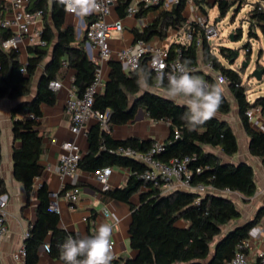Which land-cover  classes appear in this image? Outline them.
I'll return each instance as SVG.
<instances>
[{
	"label": "trees",
	"instance_id": "obj_1",
	"mask_svg": "<svg viewBox=\"0 0 264 264\" xmlns=\"http://www.w3.org/2000/svg\"><path fill=\"white\" fill-rule=\"evenodd\" d=\"M133 1L117 0L115 10L119 17L126 15ZM194 1L205 12L207 0ZM246 3V0H214L213 6H217L218 17L222 18L231 8H234V15L237 14ZM136 4L137 17L148 11L156 15L142 28L131 29L133 41L149 40L153 36L163 39L168 29L178 30L187 23L184 15L186 0H179L169 9L145 0H139ZM25 6L30 11L42 10L41 38L45 44L28 45L27 59L21 62L18 49L2 47L1 40L9 37L11 31L0 28V98L28 99L11 110L12 133L19 142L13 145L11 157L13 175L29 194L34 179L43 171L39 161L44 150L43 135L38 129L41 105H54L57 99L56 91L48 85L49 81L57 79L63 66L71 68L74 71L72 85L76 93L82 95L94 78L96 63L86 51L84 29L77 36L76 27L66 22V11L59 0H28ZM247 17L248 37L258 36V30L264 38V0H255ZM83 19L87 24L92 16ZM190 24L196 25L193 21ZM196 30L202 36L201 44L197 45L195 39L185 44L172 41L168 48L169 57L179 52L181 61L188 62L186 67L191 74L201 77L208 84L222 86L215 81L213 73L202 68L206 62H212L213 68L226 76L227 88L249 137V152L264 162V130L253 128L245 115L246 108L252 105H259L264 115V95L250 101L240 71L232 66L237 50L220 45L214 52L197 25ZM241 36V29L233 33L234 40ZM108 67V76L103 88L95 94L92 107L99 111L109 108L110 131L114 125L133 121L139 107L153 120L169 121V134L157 158L168 162L174 157L195 154V159L188 163L192 170L190 182L212 188L203 194L183 188L162 192L159 187L140 177L144 169L142 162L117 152L120 146L146 151L153 140L136 136L116 139L97 122L92 124L86 131L87 149L78 161V170L95 172L105 166L128 170L123 186L101 191L103 199L126 202L131 207L129 245L136 253L133 257L114 258L111 264H225L237 250L246 252V248H240V244L248 237L250 227L264 216V202L252 220L242 225L235 223L240 211L231 196L221 191L228 188L248 201L255 194L256 184L253 167L249 163L234 164L224 161L219 155L230 157L237 152V138L231 125L214 115L203 125L189 130L183 118L187 108L182 104V98L169 99L156 89L154 84L161 81L148 69L146 59L141 61L137 70L131 72H125L114 59L108 61ZM21 68H24V72H21ZM167 83L164 79L161 85L166 89ZM230 109V102L222 90V103L217 113L224 115ZM16 113L20 115L15 116ZM176 131L178 136L175 137ZM198 166L201 167L200 171L195 170ZM5 192L6 187L0 176V195ZM48 194L46 183L36 186V216L24 237V264H38V250L44 242L49 244L48 254L64 264L59 245L70 235L78 238L75 232H68L59 226V215L48 209ZM134 194H138L137 205L130 202Z\"/></svg>",
	"mask_w": 264,
	"mask_h": 264
},
{
	"label": "crops",
	"instance_id": "obj_2",
	"mask_svg": "<svg viewBox=\"0 0 264 264\" xmlns=\"http://www.w3.org/2000/svg\"><path fill=\"white\" fill-rule=\"evenodd\" d=\"M251 4L255 0H247ZM7 0H0V17L8 14ZM251 9V8H250ZM201 8L194 0L186 1L184 15L186 22L194 21L198 17L207 19V14L201 12ZM156 13L148 11L141 17L127 16L119 17L115 7L108 16L110 20L121 18L123 29L121 32L111 38L110 44L113 49L133 43L132 28H142L155 18ZM42 25V20H39ZM81 17L75 14L66 13V22L73 24L76 29L80 26ZM208 21V19H207ZM38 22V23H40ZM248 22V17H247ZM263 37H261L262 40ZM18 50L21 62H25L28 56V42L25 37H18ZM150 39H157L164 44H170L172 41H178L175 30L168 29L165 38L153 36ZM96 55V50L93 51ZM206 70V69H205ZM108 63L103 65V77L108 76ZM207 71V70H206ZM73 69L63 66L57 76L62 86L56 91L57 99L54 105L42 104V116L39 119V132L43 135L44 150L40 154L39 161L43 165V171L40 176L34 179V186L27 194L21 182L15 179L13 175V162L11 157L13 145L19 142L14 139L12 133L11 110L23 99L27 98H0V176L2 177L6 192L0 196V209L6 212L7 232L2 238L0 244V264H24V260H15V252L24 241L25 233L28 231L32 222L35 220V208L37 205L36 186L44 182L49 191L57 189L60 186V180L54 170V166L61 152V142L71 138L73 135L69 131L68 115L64 111V101L72 86ZM263 82V81H262ZM263 84V83H262ZM228 89V88H227ZM229 92V90H227ZM264 91V89H263ZM230 93V92H229ZM252 101V100H251ZM231 106V105H230ZM16 113L15 116H19ZM227 120L231 125L238 143L237 152L227 157L221 153L219 155L224 161L234 164L240 162L249 163L253 167L254 179L256 184L255 194L245 201L242 196L233 192L230 194L236 206L240 211V217L235 221L242 225L253 219L257 209L264 202V162L261 158L251 155L248 149L249 137L246 134L238 115V108L235 104L233 110L227 114L219 115ZM94 118H90L86 124L85 132L76 135V142L81 148L82 154L87 149L86 131L96 123ZM251 126L257 130H264V115L257 114L249 119ZM111 135L116 139L136 136L142 139H151L153 141H164L169 134V121L153 120L142 108H138L133 121L122 125H114L111 129ZM54 139V141L52 140ZM111 173L108 178L110 188L123 186L128 170L122 167H111ZM68 185H77L80 189L79 201L70 208L63 200L60 202L61 211L59 215V226L68 232H75L78 238L92 236L102 223H108L113 228L112 250L116 258L133 257L135 250L129 245V223L131 220L130 204L115 199H103L101 196L100 184L94 176V172L78 170L72 178L67 181ZM132 205L138 204V194H134L130 200ZM104 209L107 210L105 214ZM264 234V216H262L250 229L246 241V252L252 254L261 247V238ZM38 264H62L60 260L52 258L42 248L38 250Z\"/></svg>",
	"mask_w": 264,
	"mask_h": 264
},
{
	"label": "built area",
	"instance_id": "obj_3",
	"mask_svg": "<svg viewBox=\"0 0 264 264\" xmlns=\"http://www.w3.org/2000/svg\"><path fill=\"white\" fill-rule=\"evenodd\" d=\"M27 1L28 0H7L6 5L8 14L4 17H0V28L10 29L11 35L1 40V45L4 49H17L19 44L18 37H25L28 45L34 43L41 45L45 44V41L41 38L42 25L39 21L42 20L43 12L41 9H35L33 11L26 9L25 5ZM137 1L139 0H134L132 4L128 6L126 10L127 16L136 17V12L138 10ZM145 1L147 3H157L160 4L163 9H169L179 0ZM186 1L189 2L191 0ZM97 2L101 10L90 14L92 19L89 23L85 24L82 18L80 24L84 29L86 37V51V45H88L90 49L89 57L96 63L94 78L82 95H78L75 91V87L72 85L64 101V111L69 119V131L73 136L61 142V152L54 166V170L60 180V186L57 189L49 191L48 194V209L57 214L61 211L60 202L62 200L72 208L79 201L80 197V189L77 185H73L69 188L65 187L67 181L78 171V161L82 155L81 148L76 142L75 136L85 132L86 124L90 118H94L102 129L110 131L108 123L110 116L109 108L99 111L92 107L95 94L103 88L105 82L103 77V65L108 63L110 59H114L121 64L125 72H131L137 70L140 67L141 61L146 59L148 69L153 71L157 76L159 73H164L165 80L167 81V74L171 72L177 64H183L179 57V52L176 56L169 57V45L159 42L157 39H138L129 45L113 49L110 40L123 29L121 18L114 20L108 18L113 8L116 6L117 0H97ZM193 22L202 30L203 35L209 42L211 39L217 37V28L214 24L208 23L206 18L198 17ZM190 23L191 21L187 22L185 26L180 27L178 30H175L178 42L185 44L195 39V43L200 45L202 36L196 32V25ZM94 50H96V55L93 52ZM202 68L213 73L214 79L219 85L227 83L226 76L222 72L215 70L212 62H206L202 65ZM21 72H24V68H21ZM48 85L52 90L57 91L61 88L62 83L60 80L52 79L49 81ZM154 86L159 92L165 95L166 89L160 82H156ZM176 100L180 99L177 98ZM260 113L261 108L259 105L249 106L245 110V115L248 119ZM29 116H32V114H29ZM176 136H178L177 131L175 132V137ZM52 140L54 141V139ZM162 150L163 141H154L146 151H140L133 147L120 146L117 148L118 153L142 162L144 169L140 177L147 182H151L154 186L159 187L162 192L169 191L173 188H183L203 194L208 189L212 190L211 187L202 183L191 184L190 182L192 170L188 167V163L195 159V154L181 158L174 157L168 162H165L157 158V154ZM111 170L110 166H105L94 172V176L100 184L101 191L110 188L108 178ZM195 170L200 171L201 167L198 166ZM221 192L229 195L233 193V191L228 188H225ZM104 212L106 214L107 210L104 209ZM6 232V212L0 209V244ZM27 233L28 231L25 233V236ZM261 243V247L256 249L252 254H248L243 250H237L232 258L225 262V264H264V234L261 238ZM246 244V241L243 240L240 244V248H245ZM42 248L48 253V242H44ZM24 256L25 246L22 244L13 252V258L15 260H24ZM113 257L116 258L114 252Z\"/></svg>",
	"mask_w": 264,
	"mask_h": 264
},
{
	"label": "clouds",
	"instance_id": "obj_4",
	"mask_svg": "<svg viewBox=\"0 0 264 264\" xmlns=\"http://www.w3.org/2000/svg\"><path fill=\"white\" fill-rule=\"evenodd\" d=\"M66 12L78 17H86L101 10L97 0H59ZM187 61L177 64L167 74V98L176 100L182 98V104L187 112L184 120L189 130L203 125L213 118L222 103V89L216 84H208L201 77L191 74L186 67ZM161 83L165 79L164 73L157 77ZM113 228L108 223H102L92 236L74 238L68 236L59 245L60 258L64 264H111Z\"/></svg>",
	"mask_w": 264,
	"mask_h": 264
},
{
	"label": "rangeland",
	"instance_id": "obj_5",
	"mask_svg": "<svg viewBox=\"0 0 264 264\" xmlns=\"http://www.w3.org/2000/svg\"><path fill=\"white\" fill-rule=\"evenodd\" d=\"M213 3L214 0H207L204 4L205 12L201 10L203 14H207L208 23L214 24L218 30L217 37L210 40L213 51L217 52L220 45L237 50L238 54L234 57L232 66L240 71L242 83L246 86L248 99L250 101L254 100L257 96L264 95V74L263 82L257 81L252 75L254 68L264 67V38L261 40L262 36L258 30H256L258 36L248 37L247 12L250 10L251 4L249 2L243 5L235 15L234 8H231L224 17L220 18L218 17L217 6H213ZM79 27L83 29L82 26ZM238 29L242 31L241 38L230 40L229 35L236 34ZM246 45L248 46L246 47ZM248 51L249 53H247ZM222 61L226 64L224 60ZM244 62H246L245 66ZM227 86V84H224L221 87L230 102L231 110H233L235 101L227 91Z\"/></svg>",
	"mask_w": 264,
	"mask_h": 264
},
{
	"label": "water",
	"instance_id": "obj_6",
	"mask_svg": "<svg viewBox=\"0 0 264 264\" xmlns=\"http://www.w3.org/2000/svg\"><path fill=\"white\" fill-rule=\"evenodd\" d=\"M80 32H81V28L80 27H78L77 28V36L80 34ZM229 38H230V40H234V38H233V34H230L229 35ZM86 47H87V53H88V55H89V53H90V49H89V47H88V45H86ZM237 56V54L236 53H234V57H236ZM244 64V66L246 65V62H244L243 63ZM263 74H264V67H262V68H254L253 69V71H252V75H253V77L257 80V81H259V82H262L263 80ZM28 99H23L21 102H24V101H27Z\"/></svg>",
	"mask_w": 264,
	"mask_h": 264
}]
</instances>
